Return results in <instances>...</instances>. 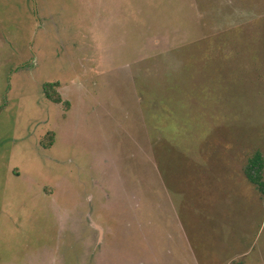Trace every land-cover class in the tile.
Segmentation results:
<instances>
[{
	"label": "rangeland",
	"instance_id": "374dc122",
	"mask_svg": "<svg viewBox=\"0 0 264 264\" xmlns=\"http://www.w3.org/2000/svg\"><path fill=\"white\" fill-rule=\"evenodd\" d=\"M257 151L264 0H0V264H264Z\"/></svg>",
	"mask_w": 264,
	"mask_h": 264
},
{
	"label": "trees",
	"instance_id": "16d2710c",
	"mask_svg": "<svg viewBox=\"0 0 264 264\" xmlns=\"http://www.w3.org/2000/svg\"><path fill=\"white\" fill-rule=\"evenodd\" d=\"M59 83H48L45 85L44 90L47 98L55 103H64L65 107L69 106L68 102L63 101L62 95L56 90ZM50 137V136H49ZM48 137V138H49ZM50 139V138H49ZM247 180L256 187V189L264 195V155L262 152L257 151L248 161L244 170Z\"/></svg>",
	"mask_w": 264,
	"mask_h": 264
}]
</instances>
